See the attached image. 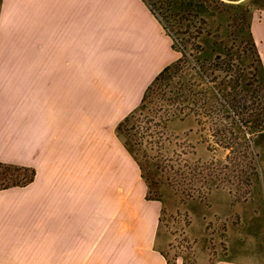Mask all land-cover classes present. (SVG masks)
Wrapping results in <instances>:
<instances>
[{
  "label": "crops",
  "instance_id": "1",
  "mask_svg": "<svg viewBox=\"0 0 264 264\" xmlns=\"http://www.w3.org/2000/svg\"><path fill=\"white\" fill-rule=\"evenodd\" d=\"M251 12L264 64V7ZM178 57L145 0H2L0 161L35 177L0 189V264H182L116 132ZM236 254L216 264H264V247Z\"/></svg>",
  "mask_w": 264,
  "mask_h": 264
},
{
  "label": "rangeland",
  "instance_id": "2",
  "mask_svg": "<svg viewBox=\"0 0 264 264\" xmlns=\"http://www.w3.org/2000/svg\"><path fill=\"white\" fill-rule=\"evenodd\" d=\"M224 27L227 21L221 34ZM228 29L230 34L233 27ZM206 44L197 40L187 50ZM237 60L232 58L233 63ZM183 64L184 69L175 68L148 85L145 100L127 114L119 134L141 164L148 195L161 202L160 232L168 259L216 264L237 257L239 250L264 247V223L257 221L264 216V86L248 44V62L241 66L244 77L238 86V120L216 100L205 104L209 83L199 78L189 60ZM224 75L215 71L213 84L227 86L230 79ZM179 80L199 84L202 96L192 106L194 114Z\"/></svg>",
  "mask_w": 264,
  "mask_h": 264
},
{
  "label": "trees",
  "instance_id": "3",
  "mask_svg": "<svg viewBox=\"0 0 264 264\" xmlns=\"http://www.w3.org/2000/svg\"><path fill=\"white\" fill-rule=\"evenodd\" d=\"M145 1L172 37L173 48L182 53V57L162 69L153 82L164 79L175 68H178V70L179 68L184 69L183 63L189 60L199 78L209 83L208 92H206L204 98L205 104L208 103V99L216 100L225 110L234 112V115L238 116V120H241L238 114L242 112L238 107H240V101L242 100V96L239 95L242 90L238 89V86L241 85V80L244 77L241 74V66L248 62V44L250 50L255 54L261 76L260 80L264 86V64L251 29V11L255 7H264V0H245L240 3H230L224 0ZM157 1L161 3V10L156 3ZM225 21H227L228 27H233L230 34L228 27H224L223 34L220 32ZM197 40L199 42L200 40L206 41V47L200 45L197 51L189 52L187 49L190 45V47H193ZM230 41H233L231 46L228 45ZM234 47H236L235 51L233 50ZM199 51L200 54H198ZM234 56L238 60L233 63L232 58ZM180 64L181 66L178 67ZM234 64H237L235 71L233 70ZM215 71H224V78L228 77L230 79L227 86L221 87L219 84H213L211 76ZM218 75H221V73ZM180 80L181 89H184L188 94V99H186V101L188 100V109L194 114L195 109L192 106L198 104V100L202 96L199 84L192 83L191 80H185L184 82ZM225 82L223 79L222 86L225 85ZM149 88L151 87L148 86V89H146L142 101L145 100ZM141 103L134 111L140 108ZM128 118L127 115L117 125L116 132L119 137V130ZM17 173L18 175H16ZM20 174L21 177H19ZM0 175V189H4L12 186H23L32 182L35 177V170L30 167L0 161Z\"/></svg>",
  "mask_w": 264,
  "mask_h": 264
},
{
  "label": "water",
  "instance_id": "4",
  "mask_svg": "<svg viewBox=\"0 0 264 264\" xmlns=\"http://www.w3.org/2000/svg\"><path fill=\"white\" fill-rule=\"evenodd\" d=\"M226 2H230V3H240V2H243L245 0H224Z\"/></svg>",
  "mask_w": 264,
  "mask_h": 264
}]
</instances>
